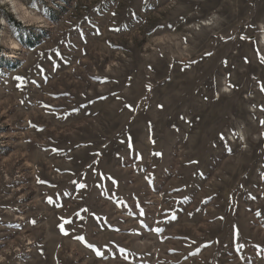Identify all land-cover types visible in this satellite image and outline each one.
<instances>
[{"label": "rangeland", "instance_id": "374dc122", "mask_svg": "<svg viewBox=\"0 0 264 264\" xmlns=\"http://www.w3.org/2000/svg\"><path fill=\"white\" fill-rule=\"evenodd\" d=\"M263 36L264 0H0V264H264Z\"/></svg>", "mask_w": 264, "mask_h": 264}, {"label": "snow or ice", "instance_id": "6c2138e0", "mask_svg": "<svg viewBox=\"0 0 264 264\" xmlns=\"http://www.w3.org/2000/svg\"><path fill=\"white\" fill-rule=\"evenodd\" d=\"M162 107V106H161ZM157 155H159V153H157ZM81 187H84V185H81ZM82 239V238H81Z\"/></svg>", "mask_w": 264, "mask_h": 264}, {"label": "bare ground", "instance_id": "6f19581e", "mask_svg": "<svg viewBox=\"0 0 264 264\" xmlns=\"http://www.w3.org/2000/svg\"><path fill=\"white\" fill-rule=\"evenodd\" d=\"M263 38H264V36H263Z\"/></svg>", "mask_w": 264, "mask_h": 264}]
</instances>
